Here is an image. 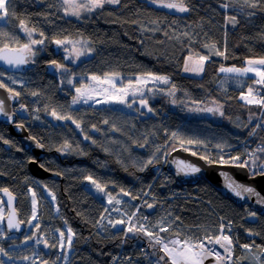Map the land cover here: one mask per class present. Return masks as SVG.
<instances>
[{"label":"trees","instance_id":"16d2710c","mask_svg":"<svg viewBox=\"0 0 264 264\" xmlns=\"http://www.w3.org/2000/svg\"><path fill=\"white\" fill-rule=\"evenodd\" d=\"M186 2L190 11L180 13L151 5L148 0H121L119 5L106 4L103 9L75 19L59 10L58 0H13V5L9 8L10 15L0 19V28L21 37L19 41L22 43L26 41L19 28V21L23 19L30 27L37 28V38H41L39 31L44 32L47 48L53 38L63 39L67 36L70 39L89 41L94 49L93 53L68 64L76 75L119 73L134 76L152 72L171 78V84L176 85L180 103L213 100L221 103L224 106L225 121L215 122L209 118H187L181 107L171 109L169 104L165 103L166 100L161 98L159 106H154L157 110L162 107L165 111H158L154 129L164 138H168L171 132L175 131L185 139L196 138L205 141L209 145L207 151L203 147L197 149L193 146L191 149L200 155L215 157L218 153L214 145L224 143L232 146L230 149L225 147V151L234 156L239 150L233 147L249 137L260 107L246 105L240 99L241 92L246 90L253 77L246 78L247 82L244 84L242 81L240 85L233 79L226 81L218 70L221 65L241 67L247 59L264 57V0L259 8L247 10L255 13L250 18L246 14L238 15L232 9H222L220 5L227 0ZM13 10L14 15L11 14ZM227 15H237L238 23L233 26L227 22ZM186 32L188 36L184 35ZM213 43L221 51H225L227 58L213 55L210 62L205 64L203 75L197 77L185 74L184 58L192 51L207 55L208 50L204 49L203 45ZM51 54L54 55L52 52ZM58 57L55 55V58ZM41 59L40 57L36 66L26 72V94L39 93L32 101H28L29 109L35 105L40 107V110L43 106L68 105L73 95L72 90L66 85L62 86L56 75L46 73ZM75 115L82 114L75 112ZM252 115V122L249 123V117ZM99 118L97 112H91L87 119L90 125L100 126L102 120ZM77 119L82 120L85 125V118ZM30 132L46 145L48 160L44 164L45 167L63 176L62 181L51 178L43 181L57 195L56 202L60 214L55 220L51 219L54 227L62 228L67 225L76 234L68 264H156V257L162 254L152 247L149 238L142 233L135 236L129 233L125 236V232L119 229L123 227L126 231V225L100 229L97 222L104 214L105 206L103 201L95 198L84 185L82 178L86 173L100 177L99 180L103 185H107L109 191L121 193L120 190L124 189L125 192L138 197L141 193L149 191L153 197H157L149 201L155 204V211L146 214L145 205L149 202L143 203L134 221L139 224L142 216H146L152 224L162 217H167L168 222L175 221L169 233H162L164 236L175 235L177 232L181 237L204 235L203 231H197L198 227L207 228L212 235H216L220 218L226 223L231 221L235 228L234 264H247L249 261V253L241 245L250 244L251 251L261 253L260 248L264 247V215L255 212V217L250 216L249 213L254 211L248 206L238 207L205 180L196 186L176 188L173 176L163 168L159 175L155 173L156 167L164 157L159 153L157 155L160 162L140 171L139 166L133 164L125 155L122 154L121 157L113 146L109 151H104V139L97 136H93L97 141L96 145L84 142L79 146L87 155H77L62 154L56 150L64 142H60L58 134H51L50 126H34ZM91 134L95 135V132ZM260 142L264 144V129L258 130L251 139L252 145L239 153L257 149ZM177 146L178 143L170 144L167 152ZM140 154L146 152L140 151ZM1 175L6 178L1 179ZM29 176L32 175L27 162L22 163L9 155L6 158L0 156V189L7 188L17 195L16 208L20 219L26 224L29 221L30 209L28 200L23 195L26 189L23 182ZM183 193H188V196H183ZM127 198L131 199L130 196ZM133 201L137 203L138 200ZM132 208L130 214L136 207ZM23 239V235L17 236L10 242H21ZM121 247L122 256L114 263L113 257L117 256ZM127 255H130L131 259L125 262ZM53 256V252L48 254L47 251L42 255L49 257V264H52ZM261 258L264 261V254Z\"/></svg>","mask_w":264,"mask_h":264},{"label":"snow or ice","instance_id":"6c2138e0","mask_svg":"<svg viewBox=\"0 0 264 264\" xmlns=\"http://www.w3.org/2000/svg\"><path fill=\"white\" fill-rule=\"evenodd\" d=\"M60 9L63 11L66 16H74L80 18L85 13H93L97 10L103 9L106 4L119 5L121 0H58ZM148 3L155 5L160 8H165L168 10H174L180 13H186L190 11L189 4L186 0H148ZM262 0H227V2L222 3L220 7L225 11L232 9L238 15H247L249 18L254 16L255 13L252 11H247L248 9H256L261 6ZM13 5V0H0V19H4L10 15L9 8ZM14 15V10L11 13ZM226 21L230 22L233 26L238 23L237 15H227ZM155 23V22H153ZM19 28L22 33L26 36L27 42L21 43L19 38L12 33L5 32L0 28V63L7 65L12 69H20L23 65H28L30 63H35V56L39 49L37 45H45L46 37L43 31H39L40 39L34 38L37 33V28L35 26H29L28 23L21 19L19 21ZM185 36L189 34L184 33ZM54 43L57 48H62L64 53V60L69 63H75L81 57L88 56L93 53L94 49L90 46L89 41L87 40H72L65 36L63 39L53 38L51 41ZM204 49L208 50L207 55H199L197 59L193 60L191 55L184 58V71L200 74L205 71V63L210 62L211 57L221 56L225 57V51H221L216 45L213 44H204ZM50 67L54 71L59 72L64 79L60 81L61 85L65 82L67 85L71 86L74 89L75 94L71 96V102L68 105L69 108L73 106L85 104V105H113L120 104L124 105L127 108H133L139 98V105L136 111H141L142 108H146L149 113L154 110L148 106L147 94L153 93V88L149 85L157 86V90L164 92L165 87L171 84V78L167 75H157L152 72L145 73L143 75H137L131 78L120 77L119 73H105L104 77L98 75H91L85 78H82L79 81V86H76L75 77L76 74L71 71L65 63H59L56 60L49 61ZM219 73L224 74V79H233L238 83L243 81L244 78L248 77L250 73L254 74L255 84L247 88V92H241L240 99L245 102L246 105H256L262 109L261 116L256 123L255 127L249 132V136H255L257 134V129H264V57L247 59L245 62V67L238 68L236 66L225 67L223 65L219 68ZM4 72H0V88H6L9 93L10 100H16L20 97V92L15 91L13 87H9L8 84L4 83ZM8 81L15 85L17 83H23L19 78L14 76H8ZM84 79L87 80V83H84ZM128 79V83L121 87H117V82L123 84V80ZM134 81V83H133ZM223 83V81L221 82ZM163 86V87H161ZM260 86V88H256ZM254 89H256L254 91ZM176 85L171 84L170 88H167L166 94L170 97H175L176 94ZM32 96H38V92H32ZM173 104H176L177 101L172 99ZM196 107L189 108V111L193 112H206L212 114H219L220 116L224 115L222 111L223 105H220L217 101L213 100L212 104L216 105L215 107H200L201 102L192 101ZM61 108L63 106H60ZM56 121H65L70 122L75 126V128L83 133V139L85 141H90L92 145H96L97 141L92 139L90 135L85 132L82 120L73 118L70 114H61L57 108H52L51 111L48 110V107L45 106L43 109ZM17 111L27 112L28 109L24 104H20L19 109H13L12 112H8L4 107V100L0 98V115L6 117L8 121H12L13 115ZM39 111V109L35 110ZM36 120H39V115L34 117ZM253 117H249V123L252 122ZM104 124H108L107 119L103 120ZM18 128H23V124L17 125ZM247 127V125H245ZM92 130L99 132L100 129L97 125H91ZM115 128V125H113ZM3 139V137H0ZM32 141L35 142V146L38 148H45L46 145L40 140H37L35 136L30 137ZM5 144H10L8 140L3 141ZM178 143L179 146L184 151H190L193 146L197 149L203 147L205 151L208 150V143L203 140L196 138H187L185 139L178 132H171L168 140L165 141L163 145L156 146L154 151L150 154L147 160L139 161V170L144 171L150 165L160 162V157L157 155L159 153L162 156H167V148L170 144ZM147 144V139H145L144 144H140L139 147L143 148ZM225 147L231 148V145H225L224 143H217L214 145V148L217 150L218 155L213 157L211 155H200V159L206 161L208 164H219V165H234L240 168L247 169L251 176L255 178L258 174L264 176V144H261L257 149L245 152L243 155L246 157L241 159V155H231V152H226ZM58 152L62 154H77V155H87V153L77 146L73 148L72 144L69 143L67 139L64 140V143L57 147ZM176 149L173 148V151ZM104 151H109L108 148H104ZM193 156L197 155V151H192ZM225 156L228 158L226 159ZM29 162H35L34 158H30ZM41 168H44L45 165L41 164ZM178 174H183L185 176L194 175L201 172V168L197 167L193 163H188L183 160L177 162ZM58 175L60 173H57ZM226 179L225 187L232 192L235 196L244 198L247 195L248 198L255 196L258 203H264V197H261L260 194L251 186H245L241 183H237L228 173H221ZM91 185L95 188L96 192L102 193L107 196V203L111 206V210L117 213L121 212V208L118 207L122 204V200L118 196H113L111 192L106 191L107 185H103L97 180L93 179L91 175L85 177ZM43 188L47 189V185H43ZM3 193L7 195L6 202H0V238H10L7 233L13 229H19L20 224L23 221H18L16 219V208L13 207L14 197L7 188L0 189ZM124 196H130L132 200H137L138 195H132L130 192H125L124 189L120 190ZM28 192L31 194V206H32V219L28 221L29 224H32V221L37 219V199L36 192L29 187ZM47 194L51 197V200H55L56 196L50 189H48ZM119 195V194H118ZM147 195V193H145ZM5 203L7 204L10 211H8L5 218ZM147 208L151 209L154 207L153 204H146ZM140 211V208L137 207L136 212H133L131 215H128L127 212L122 213L123 217L115 221L109 219L108 225L112 228H116L118 225H126L127 228L121 227L119 230L125 232V236L129 233L135 236L136 234L142 233L143 235L149 238V242L153 248L158 252L162 253L156 257V264H205V261L212 260V264H231L233 251H234V241L233 237L230 234H227L231 231L232 223L231 221L227 224V232L225 231V224L222 222L219 226L218 234L212 235L207 228H197V231H203L205 234L202 236L194 235H185L181 237L179 232L175 235L163 236L161 233H169L172 225L175 221L168 222L167 217H162L155 224L148 222L147 217L144 218L143 223H137L134 221V218L137 216V212ZM105 212H109V208H105ZM250 216L255 217L256 213H249ZM6 219V229L3 227ZM105 217L101 215L100 221L97 224L100 227H103V220ZM179 219L178 217L176 218ZM67 224V221L64 222ZM147 225V226H146ZM36 229H40V224L37 223L33 225ZM251 232V230H249ZM58 233V236L55 235ZM76 234L73 232L70 226L66 227L64 230L55 229L54 238L58 242L60 249H71L73 246V237ZM258 235V233H257ZM36 237V233L26 236L22 243L28 244ZM36 244H43L45 248H56L57 243H49L47 239H35ZM158 246V247H157ZM241 247L245 250H251L252 245L244 244ZM259 247V246H257ZM222 250V252L220 251ZM262 254H264V247L260 248ZM0 255L8 258L12 264H15L16 260L22 261H31V264H36V260L40 261V264H49V261L42 259L41 256L33 252V259L29 256H14L8 250L5 249L3 245H0ZM155 255V253H153ZM57 259H60V256H57ZM63 259L66 261L68 259L67 254H63ZM116 257H113L115 260ZM0 264H5V261L0 259ZM52 264H55V261H52ZM253 264H264V261L261 260L260 256H255L253 258Z\"/></svg>","mask_w":264,"mask_h":264},{"label":"rangeland","instance_id":"374dc122","mask_svg":"<svg viewBox=\"0 0 264 264\" xmlns=\"http://www.w3.org/2000/svg\"><path fill=\"white\" fill-rule=\"evenodd\" d=\"M170 11H174V10H170ZM174 12H176V11H174ZM85 14H83V15H85ZM68 17L79 19V18L74 17V16H68ZM4 31L6 32V30H4ZM18 38H19V40L22 39L21 37H18ZM34 38L39 39L36 37V35L34 36ZM25 39H26V41H23L22 43L27 42L26 36H25ZM72 40H76V39H72ZM78 40H80V39H78ZM36 47L39 49L40 45H37ZM60 50H61V48H60ZM62 55L64 57V53H62ZM189 55H191L193 57V60H195L198 58L199 55H204V54H200V53H197L195 51H192L188 54V56ZM84 57H81L80 59H82ZM250 59H254V58H250ZM79 60H77V61H79ZM225 67H232V66H225ZM243 67H245V65L238 67V68H243ZM183 72L187 75H190V76L199 77V76L203 75V73L196 74V73H191V72H185L184 71V65H183ZM46 73H47V71H46ZM56 73H57V79L59 81L64 79V77H62L59 72H55L54 74H56ZM48 74H50V73H48ZM109 74H112V73H109ZM51 75H53V74H51ZM91 75H94V74H77L75 77V81H74V82H76V86H79V81L82 78H85V77H88ZM12 76H14V75H12ZM25 76L27 79L28 75L26 74ZM98 76H101L102 78L104 77V75H98ZM134 76H137V75H134ZM134 76H124V75L120 74V77H124V78H131ZM14 77L19 78L23 82L22 84L17 83L15 85H21V86L23 85V87H24L26 79L24 80L23 78H20L17 76H14ZM248 77H253V78H252V80L249 81V85H247L246 90L244 91L245 93L247 92V88L249 86L255 84L254 74L250 73L248 75ZM248 77H246V78H248ZM246 78H244V80H243L244 84H245V82H247ZM226 81L230 82V79H228ZM84 83H87L86 79H84ZM127 83H128V79H124L123 84H120L119 82H117V87H121L123 85H126ZM133 83H134V81H133ZM242 83L243 82L241 81L238 84L241 85ZM65 85H66V87L70 88V90H72L73 95H74L75 94L74 89L71 88V86L67 85L66 82L62 86H65ZM149 87L153 88V93L147 94L148 106L154 110L151 113H149L146 108H142L141 111H139V112L136 111V109L138 107H140L139 98H137V102L133 106V108H127L126 106L120 105V104H113V105H85V104H80V105L73 106L72 108H69L68 105L71 102V100H70L69 104L64 105L62 108L59 105L50 106V107H48V110L51 111L52 108H57V110L61 114H70L75 119H77L78 117L79 118H85L86 122H85V125H83V126L85 128V132H87V134L90 135L92 137V139H93V136H94V138H95V136H97L98 138L104 139V144H105L106 148L110 149L113 146L116 151L118 150L121 157H122V154L125 155L128 158V160H131L133 162V164H136L137 166H139V161L147 160L149 158L150 154L152 153V151H154L156 146L163 145L165 143V141L168 140V138H164V137L159 136V133L157 132L158 130L154 129L155 128L154 122H157V120H155V119H157L159 116L157 114L158 111H160V112L165 111L162 107H159V110H157L156 107L154 106V104H157V106H159L158 102L161 98L166 100L165 103L169 104V107L171 109H177V108L181 107L184 110L187 118H192V117L209 118L215 122H224L225 121L224 106L222 107V111L224 112L223 116H220L218 113L214 115L212 113H206V112L189 111L188 110L189 108L196 107V105L193 103H182V102L180 103L177 99V90H176L175 97H170L166 94L167 88H170L171 84L168 85L167 87H165L164 92L158 91L157 86L150 84ZM161 87H163V86H161ZM256 88H257V86H256ZM255 90L256 89H254V91ZM27 98H28V101H32L34 96L28 95ZM172 99H175L177 101V103L173 104L171 102ZM219 104L222 105L221 103H219ZM199 106L200 107H215L216 105L212 104V101H207V102H201ZM44 107L45 106H43L42 110H40V107H38L37 105L30 107V115L32 118L31 126L32 127L40 126L41 128H43V127L50 126V128L52 130L51 134H58L60 139H61L60 142H64V140L67 139L69 141V143L72 144L73 148H75L77 146V143H79V146L83 145L84 142L90 143V141H85L83 139V133H80L76 128L71 129L70 131H68V129H70V128L64 129L63 127L53 129L51 127L52 124L49 121L51 116L48 115V113L43 110ZM37 109H39L38 112L35 111ZM75 112H78L79 114H82V115L76 116ZM91 112H97L100 116L99 119L102 120V124L100 126H97L100 129L99 132L92 130L91 125L89 123L90 121L87 119L88 114H90ZM36 115H39V117H40L39 120H36L34 118ZM161 116H162V114H161ZM251 117H253V115ZM105 119H107L109 121L108 124L103 123V120H105ZM165 119H166V117H165ZM69 125H70V123H67V126H69ZM113 125H115V128H113ZM91 132H95V135L91 134ZM145 139H147L146 146L143 148L139 147L140 144L145 143ZM60 142H58V143H60ZM133 151H137V152L134 153ZM140 151L146 152V154H140ZM163 159H164V157H163ZM159 168H160V165H158L155 169L157 171V173L160 171ZM89 175H91L93 177V179H95L98 182H100L101 184H103V182H101L99 180L100 177L86 173V176H89ZM86 176H84L82 178L83 182L87 181L85 179ZM105 179H106V175H105ZM23 184L26 187L23 195H24V198H26L28 200L29 209H30V216L31 217L29 216L30 217L29 220L32 219V206H31V194L28 192V188L31 187L37 194V196H36V199H37V219L32 221V224H29L28 231L23 235L24 239L26 236L32 235V233L34 231V230H32V228H34L33 225L39 223L41 230L43 231L42 234L40 235L39 239H41V240L47 239L50 244L51 243H57V247L51 248V249L45 248L43 246V244H36L35 241H30L28 244H24V243H22V241H24V239L21 242L10 243V244H5L4 242H2V243H0V245H3L5 247V249L8 250L10 253H12L14 256H29V257H32L33 259H35V257L32 256V254H33V252H36L41 256L42 259H46L48 261H49V257H42V255L44 254L45 251H47L48 254H49V252H53L54 256L52 257V259H53V261H55V264H56V262H58V264H60V262H61V264H68L73 248H71V249H67V248L60 249L58 246V242L54 238V230L55 229L64 230L68 226L64 225V227H62V228H56V227H54V224L51 221V219L55 220V217L59 216L60 213H59V207L57 205L56 199L54 201L51 200V197L47 194V191L50 188L48 186H47V189L43 188V185H46V183L43 180H39L33 176H29L28 178H26V180L23 182ZM85 186L89 188L91 194L95 198H100L103 201L105 208L106 207L109 208V212H105V210H104L103 216L105 217V219L103 220V227H100L101 230H103L105 228H111V226L108 225L109 219H111L113 221H115L117 219H121V218L125 219V217L122 216V213H124V212H127V213L129 212L128 215H131L130 212L133 209L132 207L135 208L138 204V201H137V203H136V201L134 203L133 200L127 198V196H124L122 193L117 192V191H115V192L109 191L106 188V191L111 192L113 196H118V198H120L122 200V204L118 206L121 208V212L117 213V212L111 210V206L108 205V203H107L108 198L106 195L96 192L95 188L92 185L91 186L85 185ZM51 191L53 193H55L53 190H51ZM186 194H188V193H186ZM55 196L57 197L56 193H55ZM133 212H135V211H133ZM3 227H4V225H3ZM55 235L58 236V233H55ZM13 238H14V236H11L10 238H6V243L13 241ZM73 240H74V237H73ZM246 251H248V253H249V261H247V264H253V258L255 256L261 257V255H262V253L254 252L251 250H246ZM63 254H67L68 259L66 261L63 259ZM57 256H60V259H57ZM3 259L7 264H12V262H10L7 257L4 256ZM261 260H262V258H261ZM236 262H237V260H236ZM38 263H40V261L36 260V264H38ZM15 264H31V261L16 260Z\"/></svg>","mask_w":264,"mask_h":264},{"label":"water","instance_id":"95a60500","mask_svg":"<svg viewBox=\"0 0 264 264\" xmlns=\"http://www.w3.org/2000/svg\"><path fill=\"white\" fill-rule=\"evenodd\" d=\"M51 48L54 50L56 54L60 53V48L58 49L57 46L51 42ZM57 61V60H56ZM34 66L33 63H30L28 65H23L20 67V69H12L9 68L7 65H4L3 63H0V67H4L6 71L12 72V73H22L25 70H28ZM47 73L54 74L56 71L53 70L52 67H50L49 63L45 65ZM3 90H5L3 88ZM6 91V111L11 112L12 106L17 105L19 103L18 97L16 100H10L9 93ZM6 122H9L6 120ZM11 132L15 134L19 140L21 141L23 147L30 152L35 158V162H29L28 163V169L30 174L39 179L44 180L47 178L51 179H57L62 181L63 176L61 174H57V172H51L47 170L46 168H41L40 161L44 158L46 154V149L38 148L35 146V142L30 139V137H33L29 134L28 130L24 126L22 129L18 128L17 125L11 126ZM38 140V139H37ZM176 150L173 151V149L169 152V154L166 157V164H165V170L169 174H171L174 178V186L178 189L187 187V186H196L200 181L205 180L209 185H211L217 192H219L222 196L226 197L228 200H230L232 203L237 205L238 207H245L248 206L250 210L258 213L259 215H264V203H258L257 198L255 196L248 198L247 195H245L244 198H240L235 196L232 192H230L226 187V179L221 173H228L237 183H241L245 186H251L253 187L261 197H264V176L257 175L255 178H253L250 174V172L245 168H240L234 165H219V164H208L206 161L200 159V154L197 153L196 156H193L191 154L192 150L190 151H184L180 146H177L175 148ZM183 160L188 163H193L197 167L201 168V172L194 174V175H188L185 176L183 174H178L177 170V162ZM84 185L91 186V183L87 180L84 182ZM4 189V188H3ZM9 190V189H8ZM9 192H11L9 190ZM14 201H13V207L16 208L18 197L13 192H11ZM0 197L4 202L7 200V195L0 191ZM154 205V204H153ZM7 213L10 211L7 204L5 203ZM156 209V206L154 205L153 208L149 209L145 207V211L147 214H152ZM17 210V208H16ZM7 213L5 214V218L7 216ZM16 219L18 221H22L20 219L18 211H16ZM4 227L6 229V219L4 222ZM27 231V225L25 222L20 224V228L13 229L10 232H8V235H19L22 236ZM33 233H36V237L32 240L35 241L36 238H39L40 236V229H36L33 231ZM1 259V257H0Z\"/></svg>","mask_w":264,"mask_h":264},{"label":"flooded vegetation","instance_id":"af4514ba","mask_svg":"<svg viewBox=\"0 0 264 264\" xmlns=\"http://www.w3.org/2000/svg\"><path fill=\"white\" fill-rule=\"evenodd\" d=\"M51 52L54 53V55H52ZM62 53H63L62 48L60 50V53L56 54L54 52V50L51 48V45L48 48L46 47V45H42V46L40 45L39 51L37 52V55L34 58L35 59L34 66H36L35 64L37 63V60H40V57H41L42 58L41 59L42 60V67L45 70H46L45 65L47 63H49V61H51V60H57V62H59V63H65L66 66L69 67L68 64H71V63L64 60ZM55 55H58L59 57L55 58ZM0 72H4V78H3L4 83L8 84L9 87H13L15 89V91H19L21 94L20 98H19V100H20L19 103L17 105L12 106V110L13 109H19L20 104H24L28 109L27 112L17 111L13 115L12 121H9V122H6V120H7L6 117H4L3 115H0V137H3V139H0V156H3L6 158V156L9 155L12 158L18 159L22 163L27 162V164H28L30 158H35V157L23 147L19 138L11 132V126L12 125L23 124L26 127V129L28 130L29 134L31 136H33V133L30 132L31 129H33V127L31 126L32 118L30 115V109H29V105H28V98H27L28 95L26 94V91H25L23 85L22 86L21 85H12L7 79L8 76L14 75V76L23 78L25 80L26 79L25 75H26L27 70L23 71L22 73H12V72L6 71V69L4 67H0ZM53 75L57 76V73L53 74ZM4 89L6 90V88H4ZM5 90H3V88H0V98H2L4 100V107L6 110V91ZM49 121L51 122V124H52L51 127L53 129L63 127L64 129L70 128V129H68L70 131L71 129L75 128V126L73 124H71L70 122L56 121L52 117L50 118ZM67 123H70V125L67 126ZM4 140H8L11 143L5 144L3 142ZM47 160H48V157H47V152H46L44 158L40 161V163L45 164V162H47ZM44 168H46V167H44ZM47 170H49V169H47ZM5 178H6L5 175H1V179H5ZM54 180H57V179H54ZM30 217H29V219H30ZM28 226H29V223H27V228H28ZM34 229H35V227L32 228V230H34ZM42 232L43 231L41 230V227H40V235L42 234Z\"/></svg>","mask_w":264,"mask_h":264},{"label":"built area","instance_id":"2783aa9c","mask_svg":"<svg viewBox=\"0 0 264 264\" xmlns=\"http://www.w3.org/2000/svg\"><path fill=\"white\" fill-rule=\"evenodd\" d=\"M258 88H260V86H257V89H258ZM262 90H264V89H262ZM261 112H262V109L260 108V111H259L258 116H257V118H256L255 125H256V123L258 122V120H259V118H260V116H261ZM255 125H254V127H255ZM258 130H260V129H257V131H258ZM252 137H253V136H249L248 138L241 140V142H240L236 147H237V148H242V149H241V151H242V150H244L246 147L251 146V145H252V143H251V139H252ZM261 144H263V143L260 142V143H258L257 146H259V145H261ZM245 152H250V151H249V150H246V151H244V152H242V153H237L236 155H241V159H244V158H246V157L243 155ZM165 160H166V156H165L164 160L162 161V163L160 164V168H159L160 171L158 172V174L161 172L162 168L164 169V166H165ZM147 195H149L150 197H152V199H157V197H153L152 194H148V193H147ZM183 196H188V194L183 193ZM0 202H2L1 199H0ZM142 202H143V201L139 202L137 207H139V206L142 204ZM136 210H137V208H136ZM136 210H135V212H136ZM145 217H146V216H143V217H142L140 223H143V222H144V218H145ZM125 219H127V218L125 217ZM134 219H135V218H134ZM147 220H148V218H147ZM148 222H149V220H148ZM151 224H152V223H151ZM126 226H127V224H126ZM146 226H147V225H146ZM126 228H127V227H126ZM161 235H163V234L161 233ZM163 236H164V235H163ZM5 241H6V238H0V243H2V242L5 243ZM220 251L222 252V250H220ZM121 256H122V247H121V250L119 251V253H118L117 256H116V259L114 260V263H116V262L119 260V258H120ZM130 259H131V256H130V255H127V256H125V258H124L125 262L130 261ZM56 264H58V262H56ZM205 264H212V260H207V261H205ZM231 264H234V251H233V257H232V262H231Z\"/></svg>","mask_w":264,"mask_h":264},{"label":"bare ground","instance_id":"6f19581e","mask_svg":"<svg viewBox=\"0 0 264 264\" xmlns=\"http://www.w3.org/2000/svg\"><path fill=\"white\" fill-rule=\"evenodd\" d=\"M240 142H241V141H240ZM240 142H239V143H240ZM239 143H238V144H239ZM238 144H237V145H238ZM237 145H236V146H237ZM236 146H234L233 149H238L239 151H241L242 148H237ZM239 151H237V152L235 153V155H236L237 153H239ZM155 173H156V175H159V174L157 173L156 170H155ZM145 193L150 194L149 191H145V192L141 193V195H140L139 198L137 199L138 202L143 201L142 203H148L150 200H152V197H150L149 195H145ZM222 222H223V221L219 218V223L221 224ZM223 223H224L225 226H226L225 231L227 232V224H228V222L226 223V221H224ZM219 226H220V225H219ZM234 229H235V228H234V226H233V224H232L231 231L227 233V234L232 235V237H233V241H234V236H233V230H234Z\"/></svg>","mask_w":264,"mask_h":264}]
</instances>
